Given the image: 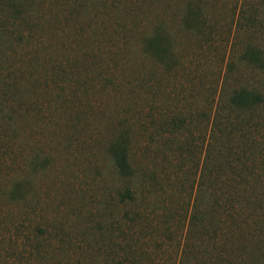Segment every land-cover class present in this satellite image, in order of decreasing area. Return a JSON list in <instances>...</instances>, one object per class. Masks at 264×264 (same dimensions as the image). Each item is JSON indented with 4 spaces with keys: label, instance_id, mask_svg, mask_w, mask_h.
<instances>
[{
    "label": "rangeland",
    "instance_id": "obj_1",
    "mask_svg": "<svg viewBox=\"0 0 264 264\" xmlns=\"http://www.w3.org/2000/svg\"><path fill=\"white\" fill-rule=\"evenodd\" d=\"M0 264H264V0H0Z\"/></svg>",
    "mask_w": 264,
    "mask_h": 264
},
{
    "label": "trees",
    "instance_id": "obj_2",
    "mask_svg": "<svg viewBox=\"0 0 264 264\" xmlns=\"http://www.w3.org/2000/svg\"><path fill=\"white\" fill-rule=\"evenodd\" d=\"M160 42L161 41L155 39L152 41V43H150V49L156 51L157 55H159V53H165V49L163 48L162 45H160ZM254 57L258 59L256 56ZM258 98L259 96L256 94L242 92V94H238L237 96H234L231 100V103L238 108L248 109L250 107H253L256 103L259 102ZM113 158L121 175L123 177H129L131 175V166L128 161L127 150L120 145L114 147ZM122 196L129 201L133 200V194L129 189L126 190V192Z\"/></svg>",
    "mask_w": 264,
    "mask_h": 264
}]
</instances>
